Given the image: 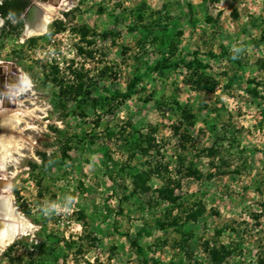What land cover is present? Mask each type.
<instances>
[{
	"label": "rangeland",
	"instance_id": "obj_1",
	"mask_svg": "<svg viewBox=\"0 0 264 264\" xmlns=\"http://www.w3.org/2000/svg\"><path fill=\"white\" fill-rule=\"evenodd\" d=\"M51 14L28 37L0 16L33 88L1 116L23 152L1 174L35 225L0 264H264V0Z\"/></svg>",
	"mask_w": 264,
	"mask_h": 264
},
{
	"label": "bare ground",
	"instance_id": "obj_2",
	"mask_svg": "<svg viewBox=\"0 0 264 264\" xmlns=\"http://www.w3.org/2000/svg\"><path fill=\"white\" fill-rule=\"evenodd\" d=\"M49 1L50 3L46 4L45 7L51 13L54 12L55 6L61 0ZM60 3L62 4V2ZM42 14L46 15L43 17L42 22L35 28H31L26 22L25 25L29 27H27L24 32L25 36L41 34L45 31L46 25L51 21L52 15L45 12H42ZM6 69H8V73L6 75V85L8 88L2 98L3 105H5L7 101L21 105L22 100L19 96L21 93L28 91L30 96L33 94L32 81L24 72L15 66H10ZM9 70H11V74L9 73ZM21 118L22 117H17L16 120H14L15 125H17ZM21 147V144L14 145L11 144L10 141L6 143L0 141L1 169H4L7 164L12 165L17 163L19 156H23V152L20 150ZM11 148H13L14 152L11 151ZM34 230L35 225L28 218H26V216L16 206L13 205L11 195L8 194L7 196H4L3 201L0 202V251H4V249H6V247H8L15 239L32 233Z\"/></svg>",
	"mask_w": 264,
	"mask_h": 264
},
{
	"label": "flooded vegetation",
	"instance_id": "obj_3",
	"mask_svg": "<svg viewBox=\"0 0 264 264\" xmlns=\"http://www.w3.org/2000/svg\"><path fill=\"white\" fill-rule=\"evenodd\" d=\"M1 1H3V0H0V2ZM31 2H35L38 5V7H37V9H34L27 16V21L31 24V25H29L31 28H35L38 24H40L42 22L43 17L46 15V14L43 15L42 12L51 14L49 12V10H47L45 5L43 4V3H50L49 0H28V3L26 4V6L22 10V12L17 17L12 18V16L9 13L6 14V16H4V17L10 18V19H21L22 21L25 22V19L23 18V15H24L25 11L27 10V8H28V6L30 5ZM52 19H53V16L51 18V21H52ZM29 26L25 25V30ZM46 27H47V25H46ZM25 30H24V32H25ZM45 31H46V29H45ZM45 31L43 33H41V34H34V35H36V36L42 35V34L45 33ZM30 36H32V35H30ZM7 73H8V69H6V67H4L2 64H0V119H1V116L6 114L9 109H12V108L15 107L14 103L9 102V101H7V103L5 105H3V99L2 98H3V95H4L5 91H6V89L8 88L7 85H6V75H7ZM9 73L11 74V70H9ZM8 126H9L8 122H5L3 124L0 123V132L8 131L9 130ZM1 170L2 169L0 168V202L3 201V197L4 196L8 195V193L5 194V192L7 191V182L3 181L4 179H3V176L1 174Z\"/></svg>",
	"mask_w": 264,
	"mask_h": 264
},
{
	"label": "trees",
	"instance_id": "obj_4",
	"mask_svg": "<svg viewBox=\"0 0 264 264\" xmlns=\"http://www.w3.org/2000/svg\"><path fill=\"white\" fill-rule=\"evenodd\" d=\"M27 3L28 0H3L0 2V16L4 17L9 13L12 18H15L22 12Z\"/></svg>",
	"mask_w": 264,
	"mask_h": 264
},
{
	"label": "water",
	"instance_id": "obj_5",
	"mask_svg": "<svg viewBox=\"0 0 264 264\" xmlns=\"http://www.w3.org/2000/svg\"><path fill=\"white\" fill-rule=\"evenodd\" d=\"M38 5L35 2H31L30 5L28 6L27 10L25 11L23 18L25 19V22H27L29 25H31L27 21V16L34 10L37 9Z\"/></svg>",
	"mask_w": 264,
	"mask_h": 264
}]
</instances>
